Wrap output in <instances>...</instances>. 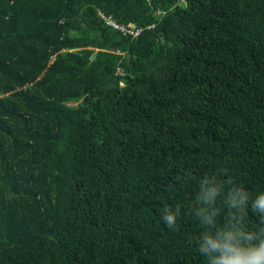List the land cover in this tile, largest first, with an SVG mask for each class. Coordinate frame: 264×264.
<instances>
[{
	"label": "trees",
	"instance_id": "16d2710c",
	"mask_svg": "<svg viewBox=\"0 0 264 264\" xmlns=\"http://www.w3.org/2000/svg\"><path fill=\"white\" fill-rule=\"evenodd\" d=\"M257 262L264 0H0V264Z\"/></svg>",
	"mask_w": 264,
	"mask_h": 264
},
{
	"label": "built area",
	"instance_id": "2783aa9c",
	"mask_svg": "<svg viewBox=\"0 0 264 264\" xmlns=\"http://www.w3.org/2000/svg\"><path fill=\"white\" fill-rule=\"evenodd\" d=\"M103 20L105 25L109 26L112 29L118 30L123 36L136 38L142 33V29L136 27L134 24L119 25L117 23H114L108 17L103 18ZM118 72H121V69H118Z\"/></svg>",
	"mask_w": 264,
	"mask_h": 264
},
{
	"label": "clouds",
	"instance_id": "9594fccd",
	"mask_svg": "<svg viewBox=\"0 0 264 264\" xmlns=\"http://www.w3.org/2000/svg\"><path fill=\"white\" fill-rule=\"evenodd\" d=\"M257 264H258V262H257Z\"/></svg>",
	"mask_w": 264,
	"mask_h": 264
}]
</instances>
